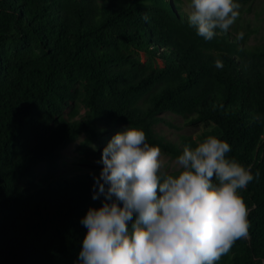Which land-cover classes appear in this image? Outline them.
I'll list each match as a JSON object with an SVG mask.
<instances>
[{
	"label": "trees",
	"instance_id": "16d2710c",
	"mask_svg": "<svg viewBox=\"0 0 264 264\" xmlns=\"http://www.w3.org/2000/svg\"><path fill=\"white\" fill-rule=\"evenodd\" d=\"M241 31L203 40L180 0H0V264H80L81 220L104 201L103 125L143 130L174 160L208 135L227 142L254 179L239 193L250 238L219 264H264V43ZM164 114L202 129L167 140ZM80 138L88 169L54 177Z\"/></svg>",
	"mask_w": 264,
	"mask_h": 264
},
{
	"label": "clouds",
	"instance_id": "9594fccd",
	"mask_svg": "<svg viewBox=\"0 0 264 264\" xmlns=\"http://www.w3.org/2000/svg\"><path fill=\"white\" fill-rule=\"evenodd\" d=\"M187 22L211 41L240 16L237 0H190ZM145 22L148 16L142 17ZM244 33L236 34L243 40ZM222 69L223 62L214 61ZM227 142L208 135L185 146L166 170L158 146L128 127L103 149L94 177L102 206L81 220L87 233L80 264H219L238 240L250 238L249 209L239 194L254 176L228 158ZM259 175L258 173L256 174ZM107 185V189H105ZM129 224L131 227L129 228Z\"/></svg>",
	"mask_w": 264,
	"mask_h": 264
},
{
	"label": "rangeland",
	"instance_id": "374dc122",
	"mask_svg": "<svg viewBox=\"0 0 264 264\" xmlns=\"http://www.w3.org/2000/svg\"><path fill=\"white\" fill-rule=\"evenodd\" d=\"M180 1L183 11L188 14V4L190 3V0ZM239 12L240 16L234 24H238L239 27H242L244 33L250 31L251 37L249 38L248 44L254 45L258 43H264V0H255L249 6L240 8ZM80 111L83 113L84 110L80 109ZM162 117L171 126H167L166 124L162 123L156 127V130L167 140L173 142H177L181 136H191L193 138L195 137L196 133L202 129L201 125L187 126L185 121L177 116L164 114ZM101 129L103 130L101 140L107 146L117 133H121L127 128L121 125H103L101 126ZM81 141L82 138L63 151V158L58 163V169L52 173L54 177L67 176L73 173V171L76 169H88L79 162V160L83 157V155L78 152V145ZM161 154L162 160L165 161L167 171L174 172L178 170V166L175 165L174 159H171L163 152H161ZM45 174V170L40 168L38 177L35 181L40 182L41 179L44 178Z\"/></svg>",
	"mask_w": 264,
	"mask_h": 264
}]
</instances>
